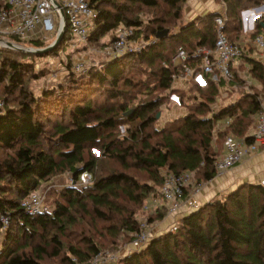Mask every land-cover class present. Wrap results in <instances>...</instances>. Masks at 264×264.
I'll list each match as a JSON object with an SVG mask.
<instances>
[{
  "label": "trees",
  "instance_id": "trees-1",
  "mask_svg": "<svg viewBox=\"0 0 264 264\" xmlns=\"http://www.w3.org/2000/svg\"><path fill=\"white\" fill-rule=\"evenodd\" d=\"M88 2L99 14L90 44L122 26L135 34L143 29L145 42L160 31L169 35L156 37L139 53L103 60L86 73H74L69 64L60 82L43 85L46 70H39L36 60L57 56L66 38L42 57L0 47V100L5 102L0 215H10L7 228L0 221V264H73V258L91 264L100 251L118 250L135 239L139 218L150 199L160 198L166 175L192 172L200 188L218 176L215 162L227 135L246 144L253 140L264 106V62L250 57L255 47L246 43L242 15L264 8V0H222L224 14L192 22L185 19L187 0ZM6 8L8 1L0 0V12ZM218 16L224 17L229 41L244 50L231 69L234 79L218 75L219 84L203 72L198 54L216 48ZM263 34L264 12L248 39ZM27 41L35 48L46 46ZM180 47L187 54L185 65L203 75L206 84L191 79L189 92L172 90L187 114L161 126L158 114L170 102L174 77L184 76L183 66L173 60ZM224 85L237 90V100L216 111ZM63 173H71L76 185L50 191V212L30 215L21 208L33 191ZM83 173L92 174L93 181L78 187ZM166 216L163 203L148 222ZM115 264H264V185L244 183L192 208L175 229Z\"/></svg>",
  "mask_w": 264,
  "mask_h": 264
},
{
  "label": "built area",
  "instance_id": "built-area-1",
  "mask_svg": "<svg viewBox=\"0 0 264 264\" xmlns=\"http://www.w3.org/2000/svg\"><path fill=\"white\" fill-rule=\"evenodd\" d=\"M7 1L8 8L0 12V38L8 41H10V38H15L19 41H43L47 43L46 46L55 41L58 35L61 15L59 9L50 0ZM57 1L61 5L64 15L67 18L68 34L70 33L73 37H77L79 42H88L92 34L90 22H94L99 16L97 10L90 5L88 0ZM263 9H255L243 13L244 32L246 34L249 35L254 30L255 22L261 17ZM215 22L218 27L216 48L214 50H199L198 54L203 55V72L213 75L214 80L219 83L218 75L234 79V74L231 69L235 67L236 62L241 58L244 50L240 44H234L229 41L224 32L223 16H218ZM156 39V37L151 38L145 43L146 45H139V41L137 39L135 40L134 29L122 26L113 32L109 55L115 59L123 58V56L130 53H139L145 46L154 44ZM252 41L253 46L264 55V35H259ZM173 60L176 66H183L184 68V76H175L172 88L169 90L170 102L180 105L178 94L172 92L177 82H188L194 79L202 87L206 83L203 75L196 72L190 66L185 65L187 54L183 47L178 49ZM75 63V67L73 68L74 73H86L89 70L86 62L78 61ZM94 66H97V63H93L91 67ZM4 106L5 102L0 101V113H2ZM256 121V127L252 135L253 140L250 144H244L242 140L235 138L233 135H227L225 137L223 155L215 162V169L218 172V176L234 169L246 156L264 147V106L258 113ZM214 133L216 135V132ZM84 174L87 173H83L82 176ZM194 184H196V181L192 172L166 175L164 184L161 187L160 198L155 199L151 205L147 206V209L154 210L159 208L162 203H165L168 206V215H176L183 208L184 204L189 209L198 208L200 203L194 197L188 199L185 203L183 202L185 191ZM261 185H264V181L261 182ZM195 190L198 192L199 188L196 187ZM21 208L30 215L44 214L51 211L45 205L44 198L37 192H32L21 203ZM0 221L7 228L10 223V215L1 214ZM175 228L176 226L173 229ZM150 241L151 237L149 234L141 230L135 235L132 247L134 250H139L144 248ZM117 259L118 256L115 254L110 255L99 252L93 260V264H108ZM72 261L73 264H83L77 258H73Z\"/></svg>",
  "mask_w": 264,
  "mask_h": 264
},
{
  "label": "rangeland",
  "instance_id": "rangeland-1",
  "mask_svg": "<svg viewBox=\"0 0 264 264\" xmlns=\"http://www.w3.org/2000/svg\"><path fill=\"white\" fill-rule=\"evenodd\" d=\"M252 10H255V9H252ZM245 12H247V11H245ZM263 12H264V9H263ZM242 18H243V15H242ZM144 20L147 21V17L144 16ZM93 27H94V22L91 21L90 22V28L93 29ZM112 35H113V33H110L105 38H102L98 44H95V43L90 44L89 42H86V41L79 42L77 37H75V36L73 37L70 33L67 34V36L65 37L66 40L64 42V45L61 46L62 48L59 50L57 56H48V57H43V58L36 60L37 68L39 70H43V69L46 70V77L44 79H42V81H40L39 85H43L45 82H47L46 80L56 81V83L60 82L65 77V75H67L69 73V70H68L69 64L71 65V68L73 70V68L75 67V64H76L75 62L84 61L88 64L89 69H90L93 63H97V66H98V65H100L101 61H103V60L107 61V60L113 59V57L111 55H109V52L111 49V47L109 46V43L111 42ZM136 39L139 41V45H146L145 44L146 42L144 41V30L143 29L142 30L140 29L136 32L135 40ZM10 40L17 43L20 46H23V47L35 48L30 43H28L27 40H26L27 42L26 41H18L15 38H10ZM46 45H47V43H46ZM44 47H46V46H44ZM189 86L190 85L187 86L185 91L189 92L188 91ZM237 96H238V94H237ZM220 97H221V95H220ZM233 99H234V97L233 96L231 97V94L222 96L221 99L219 98V101H217L216 104L214 105V110H216V111L220 110L222 107L221 105H223L229 101H232ZM0 101H3V100H0ZM169 104L170 103H167V104L162 106V112L160 113L161 116H162L164 110L173 111L172 108H169ZM184 111L187 114V110L185 109ZM161 116H160V118H161ZM160 125L163 126L162 124H160ZM124 134H125V129L122 127L121 128V135L123 136ZM94 154H95V156H99V151L95 150ZM258 180L260 181V179H258ZM92 181H93V175L87 173V174H84V176L80 177L79 183L77 184V186L78 187L86 186V185L91 184ZM252 182H255V180H253ZM247 183H249V182H247ZM65 185H76L75 182L73 181V175H71V173H63V175L57 176L54 179H52L51 181L43 184L39 189H37L33 192L39 193L44 198L45 205L47 206V208H50V210H52L53 209L52 207H53L54 196H53V193H51L50 191L52 189L61 190L63 188V186H65ZM193 186H195V184L192 185L191 187H193ZM200 188H202V186ZM155 199H158V198L150 199L146 205L147 206L151 205ZM186 201L187 200H183L184 203ZM185 206H187V205L185 204ZM185 206H183V207H185ZM157 209L149 210V209H147V207H145L144 214L141 215L139 218L141 221L140 222V231L141 230L144 232L146 231L149 234V236L151 237V239L155 236V234L153 233L154 232L153 227L156 228L157 226H160L161 223H164L166 221L165 219L167 217L171 216V215L166 216V218L163 221H160L158 223L149 224V222H148L149 216L154 215L157 212ZM182 216H183L182 214L181 215L179 214L174 218L176 221V224H174V226L178 225ZM133 241H131L129 244H124V246H122L118 250L112 251L111 249H104L100 252L108 253L110 255H113V254L117 255L118 256L117 260H115L114 262L108 263V264H115L123 256L128 255L129 252H131ZM93 260H92L91 264H93Z\"/></svg>",
  "mask_w": 264,
  "mask_h": 264
},
{
  "label": "crops",
  "instance_id": "crops-1",
  "mask_svg": "<svg viewBox=\"0 0 264 264\" xmlns=\"http://www.w3.org/2000/svg\"><path fill=\"white\" fill-rule=\"evenodd\" d=\"M185 11H186L185 18L188 22L195 21L199 18H202L203 16H208L211 14L225 13L222 0H187ZM248 38L249 35L247 34V39ZM247 39H246V43H250V45L253 46V42L250 41L249 39L248 42ZM110 44L111 43H109V46ZM254 49L255 50L253 53H251L250 57H253L255 59L264 62V55H262V53L256 48ZM236 66H238V61L235 64V67ZM188 84L189 82L187 81L177 82L175 85V89L186 90ZM220 90H221L220 93L221 97L228 94H231V97L232 96L234 97L232 101H229L221 105L222 107L228 105L229 103H233L234 101L237 100L238 92L237 90H235V88H231L227 85H224V86H220ZM221 97L219 96L220 99ZM219 98L217 99V101H219ZM169 103H170L169 108H172L173 111L164 110L160 119V124L162 125H165V123L167 122L173 121V119L184 117L186 115L184 111L185 109L183 106H181V104L177 105L174 102L173 103L169 102ZM253 133L251 134V136L253 135ZM243 143L246 144L244 141ZM223 150H224V146L221 153L222 155H223ZM258 179H260V181ZM253 180H255V182H252ZM263 181H264V147L246 156L239 163L237 168L235 167L234 169L223 173V175L217 176L214 180L202 186V188H200L198 192H196L195 190L196 187L193 186L191 189L188 190L189 193L187 198H184L183 200H188L194 197L197 199L198 203L203 205L205 203H208V201L214 199L218 195L228 194L230 192L237 190L238 188H240L241 184L247 182L252 184L255 183L261 184V182ZM189 212H191V209H189L188 206L183 207L178 213H176V215H171L167 217L165 219L166 221L164 223H161L160 226H157L156 228L153 227V231H154L153 233L155 234V236H158L161 235V233L173 229L175 227L174 224H176L174 218L179 214L180 215L182 214L183 215L182 217H184ZM132 250H134L133 247Z\"/></svg>",
  "mask_w": 264,
  "mask_h": 264
},
{
  "label": "water",
  "instance_id": "water-1",
  "mask_svg": "<svg viewBox=\"0 0 264 264\" xmlns=\"http://www.w3.org/2000/svg\"><path fill=\"white\" fill-rule=\"evenodd\" d=\"M50 1L56 8L59 9V13L61 15V22H60L59 29H58V35L52 44L46 47H43V49H40V48H32V47H23L11 40L8 41V40L0 38V47L4 49H9V50L12 49L14 51L21 52L25 55L31 54V55L41 56V57L43 55H49L53 51L57 50L68 32L67 31V18H66V15H64L63 9L61 8V5L58 3V1L57 0H50ZM168 35H169V31L166 30V31L158 32L156 37L158 39H163L167 37ZM160 116L161 114L159 113L158 118H160Z\"/></svg>",
  "mask_w": 264,
  "mask_h": 264
}]
</instances>
